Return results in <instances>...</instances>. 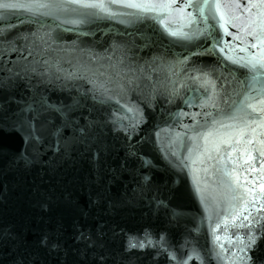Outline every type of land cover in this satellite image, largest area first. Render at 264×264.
<instances>
[{
	"label": "snow or ice",
	"instance_id": "snow-or-ice-1",
	"mask_svg": "<svg viewBox=\"0 0 264 264\" xmlns=\"http://www.w3.org/2000/svg\"><path fill=\"white\" fill-rule=\"evenodd\" d=\"M259 3V18L251 22L254 26L246 35L251 38L250 47H259L264 53V0ZM236 7L241 5L236 4ZM0 8L27 14L26 19L17 17L19 23L9 22L6 28H0V129L16 132L25 144L21 151L12 155V165L27 169L51 152L54 158L67 161L90 154L91 162L99 166L101 157L111 150L107 134L119 133L125 140L121 168L131 161H138L142 169L157 167L142 151L148 142L139 137L141 125L145 123L143 109L130 106L129 99V93L142 91L140 81L148 77L142 68L134 69L130 62L129 53L135 46V39H125V34L112 28L109 22L125 29L143 25L153 35L157 31L153 25H159L171 42L183 50L179 53L166 50L174 57L167 61L169 71L173 76L183 74L186 80L198 83L204 93L201 107L213 111L203 113L205 124L199 126L203 131L193 128L191 136L177 132L167 146L157 144L156 150L168 168L179 171L190 168L186 162L189 159L193 164L213 161L219 165L213 170L225 177L222 183L229 198L233 227L246 230L243 235L235 234V251L230 264H264L258 256L254 259L251 255L258 252L257 241L264 238V54L227 57L228 63L235 67L222 66L224 62L219 57L207 64L199 59L213 56L218 46L220 53L225 52L221 46L224 41L219 32L212 30L211 24L215 21L224 29L227 23L219 3L215 0H17L0 3ZM5 19L0 15V20ZM177 22L179 25L174 26ZM105 23L109 26L101 28ZM25 25L29 26L28 30L20 31ZM98 31L112 33L104 52L95 51L99 41L86 39L96 36ZM137 31L145 41L143 48L156 44L157 41L144 35L140 28ZM65 33H73L76 37L70 47L58 43L65 39ZM201 41H207L209 46ZM239 51L246 49L239 48ZM85 56L87 60L83 59ZM163 59V56H153L151 63ZM64 63L72 70L66 69ZM238 72L243 79L238 77ZM218 81L223 83L218 85ZM233 83L237 87L225 86ZM52 93L63 94L65 98L53 99ZM178 94L176 88L171 89L169 103L174 102L171 98ZM179 115L187 114L181 112ZM134 136L137 137L135 142ZM185 138L191 147L187 149L189 155L182 158L173 145L176 140L183 143ZM233 152L239 155L241 165L253 161L252 165L237 174L232 167L236 163L232 159ZM257 166L259 174L251 179L244 175L255 172ZM202 171L207 173L208 168ZM242 175L247 183L241 181ZM257 181L260 182L259 192ZM152 190L151 176L143 175L137 194L143 198ZM195 191L205 211H209L199 182ZM152 199L158 207L167 208L166 202L155 194ZM100 204L99 196H90L89 208L78 207L80 216L86 218L91 209ZM236 220L240 221L238 225ZM73 227L74 239L86 250L103 249V225H97L94 230H85L79 223ZM4 237L19 238L11 230L6 231ZM215 239L219 241L220 237ZM38 243L49 252L59 253L64 248L59 231L44 233ZM167 243L163 235L154 243L146 233L142 240L130 238L128 248L157 247L158 251L168 253L169 259L176 264H187L186 259H178L176 252H168L164 247ZM229 243H232L231 237ZM220 247L223 251V244ZM216 255L218 260L222 258V252ZM97 256V264H104L103 252H98ZM17 264L25 262L20 259Z\"/></svg>",
	"mask_w": 264,
	"mask_h": 264
},
{
	"label": "water",
	"instance_id": "water-1",
	"mask_svg": "<svg viewBox=\"0 0 264 264\" xmlns=\"http://www.w3.org/2000/svg\"><path fill=\"white\" fill-rule=\"evenodd\" d=\"M9 2L17 0H0V3ZM215 2L221 5L220 11L227 23L224 29H221L219 24L212 21V30L220 33L224 41L221 46L225 48V52L220 53L218 46L213 56H202L199 59L207 64L219 57L224 62L222 66L235 67L228 63L227 57L264 54L259 47H250L252 41L246 35L254 26L251 22L259 18L258 9H261L259 0ZM236 4H240L241 7H236ZM246 4H255L256 7H243ZM0 15L6 17L5 20H0V28H6L9 22L19 23L18 16L21 19L27 18L26 13L2 8ZM109 23L112 28L124 33L125 39H135V46L129 53L130 62L134 69L142 68L143 74L148 77L140 81L142 91L129 93V99L130 106L135 105L143 109L145 123L141 125L139 137L148 142L142 151L157 167L142 169L138 161H131L121 168L125 155L123 149L125 140L119 133L107 134L111 150L101 157L99 166L91 162L90 154L77 156L74 161H67L54 158L49 152L30 168L17 167L10 161L14 153L25 147L24 141L16 132L0 129V239H2L0 264H17L20 259H23L25 264H97V253L100 251L104 255V264H176V261L169 259L168 253L158 251L157 247L128 248L130 238L142 240L146 233L154 243L161 235L165 236L168 243L164 247L168 252H176L178 259L181 257L186 259L187 264H230L235 251V234L239 232L243 235L246 230L233 227L229 198L225 195L222 183L225 177L213 170L219 165L213 161L193 164L189 159L186 162L190 168L179 171L168 168L156 150L157 144L167 146L177 132L191 136L193 128L203 131L204 129L199 127L205 124L203 113L213 109L201 107L200 102L204 98V93L198 83L186 80L183 74L173 76L169 71L167 61L174 60V57L167 54L166 50L171 49V52L175 53L183 50L171 42V38L167 37L159 25H153L157 29L153 35L152 31L143 25L125 29L115 22ZM178 25L179 22L174 26ZM107 26L108 23H105L100 27ZM28 28L29 26L25 25L20 31H27ZM137 28H140L144 35L155 39L156 44L151 48H143L142 44L145 41L140 39ZM64 35L65 39L58 43L70 47L76 37L73 33ZM111 36L112 33L98 31L96 36L86 39L99 41L95 45V51L104 52ZM201 43L209 46L207 41ZM239 48H245L246 51H239ZM153 56H163L164 59L153 64L151 63ZM83 59L87 60V57ZM63 66L69 71L72 70L67 63ZM237 75L243 79L239 72ZM220 83L223 81H218V85ZM225 86L229 89L237 87L234 83ZM173 88H176L179 94L171 98L174 102L169 103L168 92ZM52 98L65 97L63 94L52 93ZM181 112L187 115H179ZM198 113L200 115H197ZM192 117H195V120ZM183 125L188 127L185 128ZM223 131L221 129V132ZM136 139L134 136L133 142ZM173 147L183 158L189 155L187 149L191 147V143L185 138L183 143L176 140ZM252 155L255 157L256 153L253 152ZM194 158L193 154L192 159ZM232 159L236 161L232 167L236 168L237 174L242 168L250 167L253 163L248 161L246 165H241L236 152L232 153ZM206 167L207 173L202 171ZM259 172L257 166L255 172H246L244 175L251 179ZM145 174L151 176L153 190L141 198L137 194V189ZM241 181L247 183L243 180V175ZM197 182L200 183L202 195L206 198L209 208L207 212L195 191ZM259 183L257 181V192ZM154 194L166 202L167 208L157 206L152 199ZM90 196L93 198L99 196L101 204L92 208L86 218L81 217L78 207L89 208ZM42 205H46V208ZM77 223L83 225L85 230H94L97 225H103L105 232L103 249L86 250L82 243L76 241L73 226ZM235 223L238 225L240 221L236 220ZM8 230L16 233L19 238L12 240L4 237ZM58 231L64 245L62 251L49 252L39 245L38 242L44 233ZM217 236L220 237L219 241L215 239ZM230 237L232 243H229ZM221 244L224 246L223 251ZM257 244L258 252L251 255L254 259L258 256L259 260L264 262V238L259 239ZM221 252L222 258L218 260L216 254ZM189 255L192 258L189 259Z\"/></svg>",
	"mask_w": 264,
	"mask_h": 264
}]
</instances>
